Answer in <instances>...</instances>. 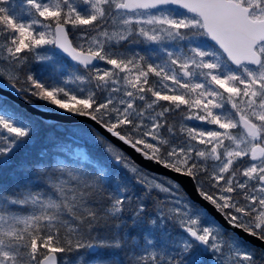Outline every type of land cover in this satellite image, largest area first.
<instances>
[{"label":"snow or ice","instance_id":"6c2138e0","mask_svg":"<svg viewBox=\"0 0 264 264\" xmlns=\"http://www.w3.org/2000/svg\"><path fill=\"white\" fill-rule=\"evenodd\" d=\"M50 65L40 78L30 64ZM64 113L87 117L144 159L191 178L239 233L264 244V0H0V79ZM67 85H74L69 88ZM33 131L0 107V158ZM145 192L108 189L105 169L77 149L38 169L40 186L0 190V264H122L123 214L175 222L178 250L133 239L128 264H264L175 181L149 179L94 129ZM57 151L73 157L64 145ZM86 162L89 167L81 166ZM158 191L164 198L153 197ZM126 205L129 206L126 209ZM86 258V259H85Z\"/></svg>","mask_w":264,"mask_h":264},{"label":"trees","instance_id":"16d2710c","mask_svg":"<svg viewBox=\"0 0 264 264\" xmlns=\"http://www.w3.org/2000/svg\"><path fill=\"white\" fill-rule=\"evenodd\" d=\"M30 71L32 74L40 78H47L53 75L52 67L40 62L31 63ZM69 86L70 88L75 87L74 85ZM23 96L37 105L55 109L54 106L47 105L45 102L40 101L28 94H23ZM0 107L8 108L23 114L26 118L32 121L33 127L30 137L22 142L21 147L14 151L6 163L0 166V190L6 193H12L15 190L29 184L39 187V167H50L55 164L57 159L71 160L74 158V147L80 144L77 143L76 139L71 138L73 136L71 133L57 129V126L59 125L42 123L27 113H23L20 109L8 101L0 99ZM32 137H34V139ZM57 145L67 146L73 152V157H66L65 154L58 152ZM82 146H84L86 149L90 159L94 162H97L105 169L109 178L108 189L110 191L116 188L127 189L126 194L132 197V204L130 208L134 209L137 200L144 194L145 189L136 183L135 179L129 172L125 171L121 166H117L114 163L109 154L105 151L104 145H99L98 143L90 144L85 142ZM81 166L89 167L86 162H82ZM152 196L158 197L160 199L162 198L160 193L157 191H154ZM144 203L147 205L150 211L146 214L143 224H133V214L131 210H126L123 214V221L125 222L123 231L129 240L128 246L125 247L122 252L117 254V259L119 260H122L124 257H128V251L132 247L130 244L132 239L137 238V241H139L140 245H143L144 237L150 235L151 238L156 241V250L161 251L162 248H164L167 250L169 255H172L171 250L173 249V245L176 242V238L180 235H184L181 233L178 225L171 220H166L162 228H155L158 233L154 234L153 226L148 223L149 218H157L155 213L151 211L153 208L152 199L144 200ZM128 207L129 206L126 205V209ZM249 248L254 250L257 253V257L259 258L260 250L255 249L250 245ZM173 251L177 252L178 250L173 249ZM205 264H210L208 255H206L205 258Z\"/></svg>","mask_w":264,"mask_h":264},{"label":"water","instance_id":"95a60500","mask_svg":"<svg viewBox=\"0 0 264 264\" xmlns=\"http://www.w3.org/2000/svg\"><path fill=\"white\" fill-rule=\"evenodd\" d=\"M0 98L12 102L24 112L47 124H60L64 126L84 125L91 129H94L96 132L105 136L108 141H110L116 148L121 150L125 155L130 157L133 162L142 169L150 173L169 178L178 183L193 202L204 207L210 215H212L221 225H223L226 230L236 231L239 233V230L232 229L220 216V214L212 208L211 205H209L206 201H203V199L199 196L194 182L191 180V178L173 173L155 164L152 161L144 159L133 149L111 137L104 129L100 128L99 125H96L95 122L90 121L87 117H77L71 114L64 113L62 111L50 110L41 107L25 98L22 94L18 95L17 92H15L10 86H7V81H4L2 79H0ZM239 235L246 241V243L252 245L253 247L260 250L264 248V244L256 240L254 237H248L244 233H239Z\"/></svg>","mask_w":264,"mask_h":264},{"label":"rangeland","instance_id":"374dc122","mask_svg":"<svg viewBox=\"0 0 264 264\" xmlns=\"http://www.w3.org/2000/svg\"><path fill=\"white\" fill-rule=\"evenodd\" d=\"M2 80H4V81H7V79L6 78H4V79H2ZM67 87H69L70 88V86L69 85H67ZM47 109H50V108H47ZM51 110V109H50ZM53 110H58V109H53ZM59 111V110H58ZM57 129H59V130H61V131H64V132H66V131H68V133H71L74 137H76V138H78L79 140H80V142H77L78 144H80V145H76L75 147H74V153H75V151L77 150V149H82V150H84L85 152H86V150H85V148L83 147V146H81V145H83V143H85V142H88V143H90V144H95V143H98V142H96L95 140H94V138L92 137V135H91V132L89 131V134L88 135H82V130H91L90 128H88V127H85V126H82V125H76V126H57ZM33 139H34V137H32ZM22 144V143H21ZM21 144H20V146L19 147H17L14 151H16L18 148H20L21 147ZM99 145H102V144H100V143H98ZM105 146V145H104ZM14 151L12 152V153H10L7 157H3V158H0V166L1 165H3L4 163H6L7 161H8V159H9V157L14 153ZM109 156H110V154H109ZM111 158V157H110ZM128 160H129V162L133 165V166H136V167H138L139 169H141V170H143L141 167H139L137 164H135L134 162H133V160L130 158V157H128ZM122 167V166H121ZM123 168V167H122ZM39 169V168H38ZM124 169V168H123ZM125 171H127V172H129L128 170H126V169H124ZM144 172H145V174L149 177V179H155L158 183H162V184H164L165 186H168L167 185V179H165V178H162V177H159V176H156V175H154V174H151V173H149V172H147V171H145V170H143ZM130 173V172H129ZM131 174V173H130ZM131 176H132V174H131ZM158 192V191H157ZM158 193H160V192H158ZM160 195L162 196V198L161 199H163L164 198V194L163 193H160ZM152 203H153V200H152ZM165 222V221H164ZM175 223V222H174ZM178 228L180 229V227L178 226ZM177 228V229H178ZM153 229H154V231H153V233L155 234H157L158 233V231L155 229V227H153ZM181 230V229H180ZM181 233L182 234H184L183 232H182V230H181ZM184 235H186V234H184ZM181 237V235L180 236H178L177 238H176V242L174 243V245L175 244H177L178 242H179V238ZM134 240H138L137 238H135ZM132 241H133V239L131 240V245H132ZM174 245H173V249H176L175 247H174ZM171 249V248H170ZM173 249L171 250L172 251V255H175L176 254V252H174L173 251ZM163 250H165L164 248H162V250L161 251H163ZM139 252V251H142V248H140V247H136V248H133V247H131L130 248V250L128 251L129 253H128V257H124L122 260H120L121 262H122V264H128V259H129V256L133 253V252ZM156 251H158V250H156ZM158 252H160V251H158ZM174 253V254H173ZM206 255H208V257H210L211 256V253H208V254H206ZM86 259V258H85ZM73 260H74V264H76V261L77 260H79V257L78 256H76V257H74L73 258ZM119 260V259H118ZM209 261H210V264H212V260L211 259H209ZM81 264H83V262H81Z\"/></svg>","mask_w":264,"mask_h":264},{"label":"bare ground","instance_id":"6f19581e","mask_svg":"<svg viewBox=\"0 0 264 264\" xmlns=\"http://www.w3.org/2000/svg\"><path fill=\"white\" fill-rule=\"evenodd\" d=\"M72 139H74L73 137H71Z\"/></svg>","mask_w":264,"mask_h":264}]
</instances>
